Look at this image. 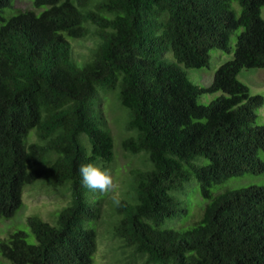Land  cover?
<instances>
[{
	"label": "trees",
	"instance_id": "obj_1",
	"mask_svg": "<svg viewBox=\"0 0 264 264\" xmlns=\"http://www.w3.org/2000/svg\"><path fill=\"white\" fill-rule=\"evenodd\" d=\"M32 3L45 8L4 19L12 0H0V219L15 214L23 187L41 177L71 199L54 225L27 218L35 242L20 230L0 239V264L92 263L96 232L86 222L99 209L87 201L93 192L82 185L79 167L113 159L112 137L93 112L98 87H117L126 128L134 131L121 147L144 152L151 164L130 171L134 204L116 207L122 216L110 234L123 254L138 264H264V184L210 191L229 177L264 172L257 157L264 152V124L251 126L264 99L237 79L243 68H264V0ZM239 28L232 58L216 68L211 83H192L180 65L199 69L212 49L229 53ZM87 37L92 47L77 61L67 38ZM167 51L175 61L164 59ZM217 91L222 94L209 103L197 102ZM200 157L208 162H195ZM191 177L208 200L201 218L184 231L162 228L180 211L171 191Z\"/></svg>",
	"mask_w": 264,
	"mask_h": 264
},
{
	"label": "rangeland",
	"instance_id": "obj_2",
	"mask_svg": "<svg viewBox=\"0 0 264 264\" xmlns=\"http://www.w3.org/2000/svg\"><path fill=\"white\" fill-rule=\"evenodd\" d=\"M44 8H35L32 0H12V5L4 8L1 16L7 19L18 10H32L38 14ZM231 8L236 15L240 14L241 7L237 2L233 1ZM260 16L264 19V6L260 7ZM240 31L241 28L231 34L229 39V47L231 50L229 53L218 49H212L209 52L210 58L206 67L196 69L186 68L180 65L187 78L198 86H208L212 81L216 68L232 58L236 34ZM67 39L70 43L72 42L71 47L74 58L77 61H83L88 55L89 49L92 47V39L89 37L79 40ZM164 59L167 62L175 61L170 51L164 53ZM237 79L248 87L250 94L261 95L264 99V68H243L238 73ZM117 94V87L112 89L98 87L97 94L94 98V103H97V108L93 109L94 116L98 120L100 127L110 133L113 145L112 161L109 164L105 163V166H101L100 164H103L101 162L100 164H96V166L108 170L113 175L119 187L115 194L102 195L100 193H87L86 195L88 203L99 209V217L86 222V226L94 229L96 232V250L91 256V264L139 263L137 259L134 260L137 263L131 261L128 253L123 254L118 245V240L111 235L114 226H116L122 216L116 210L117 204L115 200L118 199L119 201L134 204L135 198L130 171L132 169L144 170L150 168L151 164L146 160V154L144 152L131 154L124 151L121 147L122 140L132 133L134 134V131H129L126 128L128 111L120 105ZM221 94L222 92L220 91L203 93L199 95L197 102L207 104ZM263 124L264 102L257 109V117L251 123V126ZM29 139L35 140L34 134H31ZM79 142L83 145L85 152L89 154L90 144L88 143L86 135L81 134L79 136ZM257 157L264 161V152L258 150ZM195 162L206 163L208 160L200 157L195 159ZM263 184L264 172L260 174L245 173L242 176L229 177L223 182L212 185L210 191L212 195H216L226 190L239 189L250 185L260 186ZM171 195L179 202L178 208L180 211L175 216L165 219L161 227L177 231L190 229L201 218L203 209L208 203V200L202 198L200 195L197 180L191 177L184 183L181 189L171 191ZM70 199L66 190L52 188L45 177H41L31 184L25 185L21 195V207L12 217L0 219V239H4L8 234L20 230L24 232L28 242H35L34 236L27 224V218L35 215L49 224L54 225L56 224L57 214L64 206L69 204ZM122 249L125 250L124 248ZM0 260L3 259L0 257Z\"/></svg>",
	"mask_w": 264,
	"mask_h": 264
},
{
	"label": "clouds",
	"instance_id": "obj_3",
	"mask_svg": "<svg viewBox=\"0 0 264 264\" xmlns=\"http://www.w3.org/2000/svg\"><path fill=\"white\" fill-rule=\"evenodd\" d=\"M82 185L90 192L100 193L102 195L115 194L118 190V184L113 175L105 169L92 163L82 164L79 167ZM119 205L120 201L115 200Z\"/></svg>",
	"mask_w": 264,
	"mask_h": 264
}]
</instances>
